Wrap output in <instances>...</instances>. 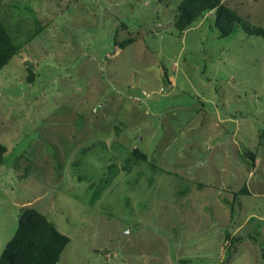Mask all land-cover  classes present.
Segmentation results:
<instances>
[{
	"label": "rangeland",
	"instance_id": "obj_1",
	"mask_svg": "<svg viewBox=\"0 0 264 264\" xmlns=\"http://www.w3.org/2000/svg\"><path fill=\"white\" fill-rule=\"evenodd\" d=\"M179 1L0 0V253L31 206L56 264H264V40L214 11L176 34Z\"/></svg>",
	"mask_w": 264,
	"mask_h": 264
},
{
	"label": "trees",
	"instance_id": "obj_2",
	"mask_svg": "<svg viewBox=\"0 0 264 264\" xmlns=\"http://www.w3.org/2000/svg\"><path fill=\"white\" fill-rule=\"evenodd\" d=\"M214 11V27L220 37H228L240 24L249 35L260 36L264 40V27L248 26L237 11L223 0H180L176 7L173 26L176 34H182L194 23L200 21L204 14ZM132 42L131 38L122 41L114 40V45L124 48ZM22 44L16 42L7 24L0 17V70L21 49ZM33 79L34 74L27 68ZM6 147L0 144V165L4 163ZM134 152V151H133ZM136 152V151H135ZM255 160L256 154L246 152ZM241 192L247 193L246 189ZM226 236L229 237L228 232ZM69 239L60 233L55 224L35 207H23L18 215L17 227L13 236L5 244L0 253V264H56Z\"/></svg>",
	"mask_w": 264,
	"mask_h": 264
}]
</instances>
